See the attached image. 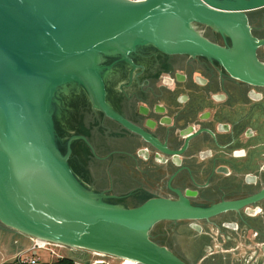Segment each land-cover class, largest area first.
<instances>
[{"label": "water", "instance_id": "1", "mask_svg": "<svg viewBox=\"0 0 264 264\" xmlns=\"http://www.w3.org/2000/svg\"><path fill=\"white\" fill-rule=\"evenodd\" d=\"M263 6L264 0H0V264L13 263L34 241L84 264H264L263 236L227 228L226 201L257 193L260 186L246 184L243 174L236 180L213 174L227 163L226 151L218 149L216 161L190 164L196 172L186 183L202 184L203 193L194 203H214L198 206L189 199L195 192L183 195L173 174L180 153L150 147L146 159L149 151H139L148 146L144 142L120 144L107 130L104 140L91 133L66 137L56 123L71 110L69 95L84 91L95 111L122 125L127 139L136 132L152 139L114 109L106 86L115 66L136 67L132 56L143 49L216 60L232 77L264 85V64L257 57L264 44L258 39L264 37ZM201 26L223 37H206ZM214 91L219 92L204 93L199 112L225 107L231 115L216 112L219 118L207 126L239 122L237 132L260 133L259 102L231 93L217 105ZM155 112L163 110L157 106ZM140 113L149 110L141 105ZM112 120L105 124L116 131ZM156 123L149 119L146 125ZM258 143L257 137L245 145L261 158L254 149ZM76 144L82 153L71 163ZM161 152L172 155L175 165L162 163Z\"/></svg>", "mask_w": 264, "mask_h": 264}, {"label": "flooded vegetation", "instance_id": "2", "mask_svg": "<svg viewBox=\"0 0 264 264\" xmlns=\"http://www.w3.org/2000/svg\"><path fill=\"white\" fill-rule=\"evenodd\" d=\"M200 28L205 36L209 32L214 39L217 36L223 37L210 27L201 26ZM258 39L264 40V37ZM226 41V45H233L230 37H227ZM132 57L136 67L123 62L118 63L113 69V75L107 79L108 100L117 112L146 131L152 139H146L137 132L133 134V138L127 139V135H124L126 130H123L122 125L106 117L102 112L95 111L84 91L69 95L71 110L63 112L56 121L58 129L61 130V135L70 137L74 134L85 135L91 133L104 140L107 138V130L109 132L108 137L114 135L117 143L133 145L134 143L141 144L144 142V144H148L147 147L139 148V151L141 149L149 151V155L146 157L140 155L146 159L151 158L150 147L180 153L181 165H176L177 169L173 171V174L179 179L181 185L179 190L183 195L188 190L195 192L189 199L192 204L198 206H212L214 203L212 200L209 201L210 199L207 200L206 203L209 202V204L206 205L194 203V200L202 198L203 193L199 188L202 184L192 187L186 183L188 176L194 178L196 172L190 164L195 163L197 159L203 162L211 157H215L216 161L218 159L217 150L226 151L223 160L227 163L218 165L213 174L220 172L230 180L234 178L236 180L243 174L246 184L260 186L257 193L226 201L230 204V208L226 211L229 220L225 221L230 223V226L226 227L235 232L244 231L247 237H264V124L260 126V133H256L252 128L237 132L236 126L239 125V122L229 124L217 120L216 126L209 127L206 123L219 118L216 112H223L224 109L229 112V110L221 107L216 111V107H212V111L199 112V107L206 102V100H202L205 96L204 93H210L209 89L212 91L216 89L219 92L214 91L211 97L217 101V105L226 102L229 95L235 93L237 97L244 98V100L250 99L259 102L264 115V85H253L247 81L236 79L229 75L218 61L201 56L191 57L184 54L167 56L150 49H143L137 51ZM257 57L264 64V44L258 47ZM178 74L183 76L181 80L178 79ZM180 90L182 92L177 93ZM233 101L231 100V102ZM141 105L148 108V115L140 113ZM157 106L163 112H155ZM93 113L98 117L97 119L93 118ZM229 114L231 115L230 112ZM163 118H169L170 124H161L160 120ZM149 119L157 122L155 128L146 125ZM90 120H93L92 125ZM105 120L116 122L118 129L112 131L106 126ZM218 133L226 134L228 136L227 141H220ZM257 137L259 143L255 145L254 149L259 150L260 155L257 157L261 158L252 156L249 146L245 145L250 139ZM242 138L245 139L244 146H236L235 144L241 141ZM158 142H161L162 146L158 145ZM77 144L71 156V163H73L75 157L82 153L81 147H78ZM161 154L165 158V162L162 163L172 162V155L162 152ZM242 159L245 164L242 166L236 165V161ZM235 180L232 183L235 182L240 185ZM211 181L212 184L213 181ZM258 196H261V198ZM257 197L259 199H256ZM247 198H254V200L246 202ZM216 217L208 220L214 223ZM182 221L186 222L185 224L191 222L190 220ZM197 222L200 223L201 221L197 220ZM225 222H223V226ZM215 224L219 226L217 222ZM262 224L263 229L261 230L259 226ZM261 244L259 246L262 250L264 243Z\"/></svg>", "mask_w": 264, "mask_h": 264}, {"label": "rangeland", "instance_id": "3", "mask_svg": "<svg viewBox=\"0 0 264 264\" xmlns=\"http://www.w3.org/2000/svg\"><path fill=\"white\" fill-rule=\"evenodd\" d=\"M37 251H38L39 256L43 258L45 263L47 264H65L61 260L60 255L62 257H66V256H63L62 253H60L57 249L44 247V248H37ZM69 261L70 262L67 264H76V263L83 264L82 262H79L77 260H69Z\"/></svg>", "mask_w": 264, "mask_h": 264}, {"label": "built area", "instance_id": "4", "mask_svg": "<svg viewBox=\"0 0 264 264\" xmlns=\"http://www.w3.org/2000/svg\"><path fill=\"white\" fill-rule=\"evenodd\" d=\"M135 1V0H132ZM46 246V242L44 243V246L38 247V244L36 243V245L32 248V252L30 255L24 256V257H20L19 259V264H39L41 257L38 254L37 248H44ZM62 256L60 255V258ZM76 264H81V263H76ZM84 264V263H83ZM135 264H140L135 262Z\"/></svg>", "mask_w": 264, "mask_h": 264}, {"label": "crops", "instance_id": "5", "mask_svg": "<svg viewBox=\"0 0 264 264\" xmlns=\"http://www.w3.org/2000/svg\"><path fill=\"white\" fill-rule=\"evenodd\" d=\"M263 7H264V6H263ZM260 8H262V7H260ZM35 244H36V241H34V244H33L32 247H34ZM31 250H32V248H30V249H26V250L20 252V253L16 256V259L13 261V263H10V262H4V263H1V264H19V259H20V257H24V256H27V255H30L31 252H32ZM70 260H73V259H70ZM69 262H70V261H69ZM63 263H64V262H63ZM39 264H47V263H45L44 259L41 258Z\"/></svg>", "mask_w": 264, "mask_h": 264}, {"label": "trees", "instance_id": "6", "mask_svg": "<svg viewBox=\"0 0 264 264\" xmlns=\"http://www.w3.org/2000/svg\"><path fill=\"white\" fill-rule=\"evenodd\" d=\"M61 260L65 263V264H67V263H69V258H66V257H61Z\"/></svg>", "mask_w": 264, "mask_h": 264}]
</instances>
